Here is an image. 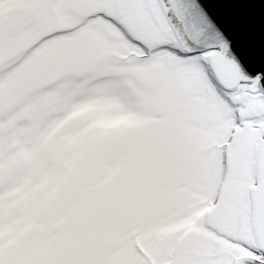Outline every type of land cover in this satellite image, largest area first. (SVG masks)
<instances>
[{
    "label": "snow or ice",
    "instance_id": "1",
    "mask_svg": "<svg viewBox=\"0 0 264 264\" xmlns=\"http://www.w3.org/2000/svg\"><path fill=\"white\" fill-rule=\"evenodd\" d=\"M0 264H264V0H0Z\"/></svg>",
    "mask_w": 264,
    "mask_h": 264
}]
</instances>
